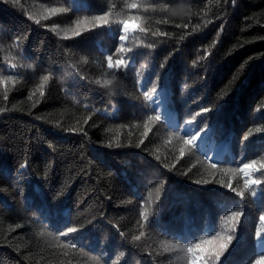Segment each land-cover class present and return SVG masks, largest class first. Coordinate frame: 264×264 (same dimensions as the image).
<instances>
[{
    "label": "trees",
    "instance_id": "trees-1",
    "mask_svg": "<svg viewBox=\"0 0 264 264\" xmlns=\"http://www.w3.org/2000/svg\"><path fill=\"white\" fill-rule=\"evenodd\" d=\"M0 110V264L264 255V0H0Z\"/></svg>",
    "mask_w": 264,
    "mask_h": 264
},
{
    "label": "snow or ice",
    "instance_id": "snow-or-ice-1",
    "mask_svg": "<svg viewBox=\"0 0 264 264\" xmlns=\"http://www.w3.org/2000/svg\"><path fill=\"white\" fill-rule=\"evenodd\" d=\"M128 7L129 8H136L137 5L130 4V5H128ZM165 7H167V3L165 5ZM53 11H55V10H53ZM92 20L97 22V26H99V24H98L99 21H104V23H108V20H107V16L106 15H97V16H94V17H92ZM80 23H83V21H77V24H80ZM119 23L121 25H123V27L121 29V32L123 34L120 35L119 39L121 41H124L126 39V34L129 31L128 26H127L128 25V21L121 20ZM140 30L143 31V29H140ZM77 34H79V33H77ZM119 50L120 51H123L124 50L123 45H121V47H120ZM107 60H108V67H109V69H112L113 67L119 68L121 65H124V64H126L128 62L126 59L121 58V59L115 60V62L113 63V56L111 54H109L107 56ZM7 79H9V80L13 79V75L12 74H9L7 76ZM47 79H48L47 76L41 77V88L43 87V82L46 81ZM106 83H109V82L106 81ZM153 92L154 93H157V89L153 88ZM41 95H43L42 92H41ZM153 98H154L153 96H149V99L150 100H153ZM0 111H2V110H0ZM204 111H208V109H204ZM148 119L149 120H152V119L159 120L160 119V114L158 112H156V115L155 116H149ZM206 130H207V128L200 129L201 134L204 133ZM257 130L260 131V129H257ZM248 139H249V137L246 135L244 137V140L247 141ZM195 140H196V135H191L187 139L184 140V143L185 144H188V145H191V144H193L195 142ZM181 151H183V149ZM256 164H257L256 161H252L251 163H244L243 164V168H240L239 171L244 172L245 175H248V172H249L250 169L251 170H254L255 172H260L261 171V168H264V165H261V167L258 168V167H256ZM210 166L211 167H216L215 162H212V164ZM197 183H199V182L197 181ZM260 183H261L260 180L253 179V180H250V181H246V186L248 184L259 185ZM233 191H235V190L233 189ZM252 193H253L254 196H256V194H257V192L255 190H252ZM236 195L243 198L244 193L243 192H236ZM231 218H234V219H237L238 220L239 213L233 211L231 213ZM260 220L261 221H264V215H261L260 216ZM76 231H77L76 228H68L67 232L60 231V234L63 235V236L68 237V233H73V232H76ZM232 231L235 232L236 229L233 228ZM233 238H234L233 236H229L228 237L229 243H231V241L233 240ZM137 239H138V237H137ZM256 240L257 241L264 240V234H262L260 231H257L256 232ZM68 242L71 244L72 247H76V244L73 241V237H68ZM202 243H204V241H201L199 243H195V244L188 245L187 246L188 253H193L194 249L197 250V251H203V249L201 248ZM174 247H179V245H174ZM225 250H226V245H222L221 246V251L215 254V260L216 261H220V257L223 255V251H225ZM204 259L205 258L202 257V256H200V255H194L192 257V259L189 261V264H200V261L201 260H204ZM261 261H264V255H260V258L256 261V264H261ZM205 264H207V261H205Z\"/></svg>",
    "mask_w": 264,
    "mask_h": 264
},
{
    "label": "rangeland",
    "instance_id": "rangeland-1",
    "mask_svg": "<svg viewBox=\"0 0 264 264\" xmlns=\"http://www.w3.org/2000/svg\"><path fill=\"white\" fill-rule=\"evenodd\" d=\"M128 29L130 30V26L128 27Z\"/></svg>",
    "mask_w": 264,
    "mask_h": 264
}]
</instances>
